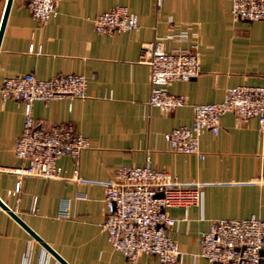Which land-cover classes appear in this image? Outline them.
<instances>
[{
    "label": "crops",
    "instance_id": "0c3cea01",
    "mask_svg": "<svg viewBox=\"0 0 264 264\" xmlns=\"http://www.w3.org/2000/svg\"><path fill=\"white\" fill-rule=\"evenodd\" d=\"M113 4L133 11L137 27L96 32L91 18ZM182 30L185 38H164L160 44L195 42L199 69L164 85L182 93L185 102L162 111L147 102L148 65L140 59L139 45L154 34ZM27 71L86 77L84 96L30 103L35 122L70 120L88 139L75 162L66 154L56 158L59 176L17 172L25 163L12 151L22 101L0 96V200L68 264H129L102 228L104 183L121 164L146 160L177 180L200 182L199 205L166 208L173 217L167 233L180 249L179 260L171 264H210L197 251L198 234L211 218L254 214L264 219V129L255 117L237 120L231 111L222 112L216 132L205 128L199 134L202 157L169 149L163 137L190 122L191 103L217 100L231 84L264 85V19L233 17L229 0H160L158 5L154 0H57L54 15L39 23L26 0H10L0 34V81L5 74ZM137 260L157 264L153 253L140 252ZM23 263L63 264L0 206V264Z\"/></svg>",
    "mask_w": 264,
    "mask_h": 264
},
{
    "label": "built area",
    "instance_id": "2783aa9c",
    "mask_svg": "<svg viewBox=\"0 0 264 264\" xmlns=\"http://www.w3.org/2000/svg\"><path fill=\"white\" fill-rule=\"evenodd\" d=\"M56 2L26 0V6L31 16L43 23L54 15ZM154 2L158 5L160 0ZM229 12L235 18L264 19V0H229ZM91 25L96 32L108 34L136 28L137 17L125 4H113L96 12ZM170 37L183 39L186 31L154 34L139 45L140 59L148 65L147 102L162 111L185 102L182 93L169 92L164 85L174 79H187L199 69L195 42L187 47L170 44L163 48L160 41ZM85 85L86 77L81 72L40 77L27 71L2 76L0 96L22 101L21 130L12 145L14 155L25 160L16 168L18 173L59 176L56 158L66 154L75 162L80 149L88 146L87 137L75 129L72 121L40 125L30 110V103L36 99L84 96ZM191 111L188 124L173 126L163 132V137L169 149L202 157L199 134L205 128L216 132L219 115L224 111H231L237 120L253 116L258 128L264 129V85H227L219 99L191 103ZM102 201L106 239L129 264H142L137 260L140 252L153 253L157 264H171L179 260L180 249L167 233L173 217L166 208L172 204L199 205L201 187L199 181L177 180L145 160L116 167L104 183ZM60 213L65 215L66 210L61 209ZM198 245L197 254L210 264H264V219L254 214L211 218L198 234Z\"/></svg>",
    "mask_w": 264,
    "mask_h": 264
},
{
    "label": "water",
    "instance_id": "95a60500",
    "mask_svg": "<svg viewBox=\"0 0 264 264\" xmlns=\"http://www.w3.org/2000/svg\"><path fill=\"white\" fill-rule=\"evenodd\" d=\"M10 0H4L3 1V6H2V12H1V16H0V34L2 31V27L4 24V19L8 10V6H9ZM0 206H2L3 208H5L7 210V212L14 217L26 230L27 232L33 236L35 239H37L40 244L49 252H51L60 262H62L63 264H68L65 260H63V258L57 254L44 240H42L38 234H36L25 222H23V220H21V218H19V216L11 209L9 208L6 204H4L1 200H0Z\"/></svg>",
    "mask_w": 264,
    "mask_h": 264
}]
</instances>
